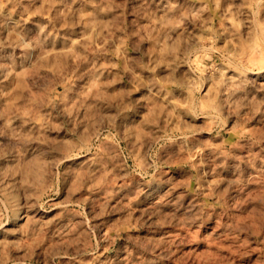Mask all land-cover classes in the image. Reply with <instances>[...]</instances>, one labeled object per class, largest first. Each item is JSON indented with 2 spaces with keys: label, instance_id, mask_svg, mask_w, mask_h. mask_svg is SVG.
Instances as JSON below:
<instances>
[{
  "label": "rangeland",
  "instance_id": "rangeland-1",
  "mask_svg": "<svg viewBox=\"0 0 264 264\" xmlns=\"http://www.w3.org/2000/svg\"><path fill=\"white\" fill-rule=\"evenodd\" d=\"M0 264H264V0H0Z\"/></svg>",
  "mask_w": 264,
  "mask_h": 264
},
{
  "label": "bare ground",
  "instance_id": "bare-ground-1",
  "mask_svg": "<svg viewBox=\"0 0 264 264\" xmlns=\"http://www.w3.org/2000/svg\"><path fill=\"white\" fill-rule=\"evenodd\" d=\"M19 215V214H18ZM19 220V218L18 217H16L15 219H14V222H17Z\"/></svg>",
  "mask_w": 264,
  "mask_h": 264
}]
</instances>
